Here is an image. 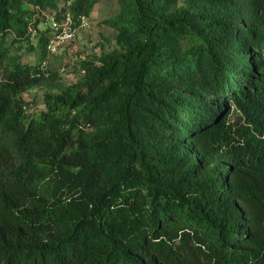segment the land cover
Listing matches in <instances>:
<instances>
[{"label":"trees","instance_id":"16d2710c","mask_svg":"<svg viewBox=\"0 0 264 264\" xmlns=\"http://www.w3.org/2000/svg\"><path fill=\"white\" fill-rule=\"evenodd\" d=\"M97 1L0 0V264H264V0H116L63 81Z\"/></svg>","mask_w":264,"mask_h":264},{"label":"rangeland","instance_id":"374dc122","mask_svg":"<svg viewBox=\"0 0 264 264\" xmlns=\"http://www.w3.org/2000/svg\"><path fill=\"white\" fill-rule=\"evenodd\" d=\"M117 12L116 0H98L93 6L90 14L86 16L87 25L78 27L75 36L71 39L61 41L55 53L47 51L46 64L47 67L57 70L63 76V81H76L83 74L79 71V62L88 57L98 55L100 53V43L105 44V39L110 37L111 28L103 21ZM41 20L37 28L32 29V42L35 45L39 35H49L52 29L46 24L47 17H53V14L42 13L36 15ZM44 19H41V18ZM23 60L33 61L32 53L21 51ZM43 88H35L24 94L25 100L28 101L30 111L42 108Z\"/></svg>","mask_w":264,"mask_h":264},{"label":"built area","instance_id":"2783aa9c","mask_svg":"<svg viewBox=\"0 0 264 264\" xmlns=\"http://www.w3.org/2000/svg\"><path fill=\"white\" fill-rule=\"evenodd\" d=\"M77 21L78 25H73L69 17L63 21H58L54 17L46 18V23L51 27L54 33V37L51 38L48 43V49L51 52H55L58 44L64 39L73 38L75 36L77 26L82 27L87 25L85 16L79 17Z\"/></svg>","mask_w":264,"mask_h":264}]
</instances>
